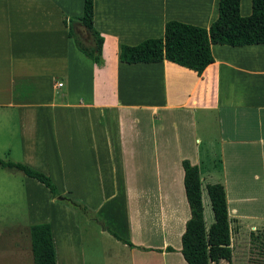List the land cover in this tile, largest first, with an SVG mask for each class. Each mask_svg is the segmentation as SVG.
I'll list each match as a JSON object with an SVG mask.
<instances>
[{
  "label": "crops",
  "instance_id": "obj_1",
  "mask_svg": "<svg viewBox=\"0 0 264 264\" xmlns=\"http://www.w3.org/2000/svg\"><path fill=\"white\" fill-rule=\"evenodd\" d=\"M73 1L0 0V154L48 175L74 200L81 192H110L105 202L126 193L131 206L129 193L153 182L164 193L168 234L180 245L129 242L131 264H186L181 236L190 210L181 163L187 160L199 170L206 228L213 223L206 186L224 188L232 258L219 264H236L250 242L264 241V44L212 45L214 63L200 76L166 61L128 65L119 60L121 46L162 38L170 21L208 29L219 0H93V25L104 39L96 66L63 23L64 15L83 14L84 0ZM251 12L252 0H240V15ZM27 183L49 199L43 222L55 246L57 216L65 223L62 214L73 218L71 210L54 204L37 181ZM61 252L57 264L82 255L75 248Z\"/></svg>",
  "mask_w": 264,
  "mask_h": 264
},
{
  "label": "trees",
  "instance_id": "obj_2",
  "mask_svg": "<svg viewBox=\"0 0 264 264\" xmlns=\"http://www.w3.org/2000/svg\"><path fill=\"white\" fill-rule=\"evenodd\" d=\"M93 21V0L83 1V14L75 21L77 30L72 29V19L68 21L63 18V23L68 28V37L73 40L77 50L98 66L104 39L95 30ZM262 44L264 0H252V12L248 17L240 15V0H219L218 17L208 29L176 21L167 22L162 38L147 39L136 46H121L119 60L128 65L166 61L200 76L214 63L212 45L245 47ZM181 165L184 173V193L190 210V219L186 222L185 231L181 236L182 258L186 264L229 263L232 250L224 188L220 184L206 186L213 215V223L206 228L199 170L187 160L182 161ZM0 168L16 170L37 181L49 191L53 200L67 203L73 208L80 206L72 199L61 196L48 175L28 165L0 159ZM112 236L133 247L116 234L112 233ZM29 237L33 264H57L53 233L49 223L31 225ZM167 250L172 251L171 248ZM262 251L264 252V247Z\"/></svg>",
  "mask_w": 264,
  "mask_h": 264
},
{
  "label": "rangeland",
  "instance_id": "obj_3",
  "mask_svg": "<svg viewBox=\"0 0 264 264\" xmlns=\"http://www.w3.org/2000/svg\"><path fill=\"white\" fill-rule=\"evenodd\" d=\"M63 18L68 21L72 19V29L77 30L76 17L64 15ZM140 123L147 122L142 118ZM173 125L174 123H166V130L174 131L175 126ZM0 159L21 163L19 157L9 156L7 153L0 154ZM144 162L150 164L151 161L147 159ZM27 181L28 178L21 172L0 168V264H33L29 227L40 222L44 223L43 217L46 218L50 214L48 210L50 202L45 192L36 189L34 184L27 183ZM144 188L145 190L141 192L129 193L131 206L129 202H126V193H122V196L118 193L117 198L109 202L103 199L109 196L110 192H81L78 193L77 200L61 195L80 205L77 208L54 200V204L60 203L66 209L71 210L73 216L70 218L63 212L61 218L65 223H61L57 216L56 224L62 226L58 230L56 227L55 230V247L58 255L62 253V250L75 248L80 249L82 255L78 258L74 257L77 260L74 264H131L129 250L121 241L115 239L112 233L128 243L142 242L151 246L167 244L172 248L179 246L180 240L174 237L171 239L168 234L167 205L161 200L164 193L154 190L153 182L144 184ZM124 195H126L125 198ZM82 199L91 200L96 207L99 203L105 204V208L98 212V209L92 205L89 207ZM178 207L182 208L181 204ZM127 208L131 209L129 212L132 213L131 241L127 235ZM209 216L212 219L211 211ZM261 242L264 243V241L250 242V251L245 249L244 255L238 256L236 264H246L249 261L250 264L264 263V252L262 251L264 246L260 245Z\"/></svg>",
  "mask_w": 264,
  "mask_h": 264
},
{
  "label": "built area",
  "instance_id": "obj_4",
  "mask_svg": "<svg viewBox=\"0 0 264 264\" xmlns=\"http://www.w3.org/2000/svg\"><path fill=\"white\" fill-rule=\"evenodd\" d=\"M62 86H63V85H62L61 83H58V84H57V87H58V88H61Z\"/></svg>",
  "mask_w": 264,
  "mask_h": 264
}]
</instances>
